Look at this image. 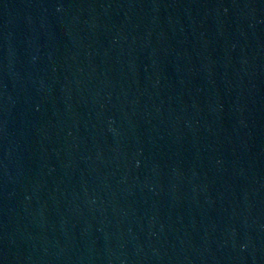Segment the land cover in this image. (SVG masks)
<instances>
[{"label": "water", "instance_id": "obj_1", "mask_svg": "<svg viewBox=\"0 0 264 264\" xmlns=\"http://www.w3.org/2000/svg\"><path fill=\"white\" fill-rule=\"evenodd\" d=\"M0 264H264V0H0Z\"/></svg>", "mask_w": 264, "mask_h": 264}]
</instances>
